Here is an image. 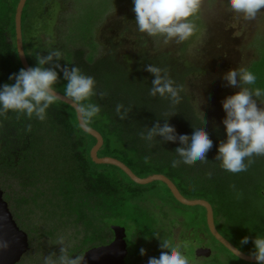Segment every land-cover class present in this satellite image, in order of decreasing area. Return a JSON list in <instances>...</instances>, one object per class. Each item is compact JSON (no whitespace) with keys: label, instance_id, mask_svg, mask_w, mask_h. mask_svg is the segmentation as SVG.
Here are the masks:
<instances>
[{"label":"trees","instance_id":"obj_1","mask_svg":"<svg viewBox=\"0 0 264 264\" xmlns=\"http://www.w3.org/2000/svg\"><path fill=\"white\" fill-rule=\"evenodd\" d=\"M10 2L12 1L6 0L7 5ZM12 10L14 11L13 15L10 14L11 11H8L9 17L4 16L0 19V85L12 83L13 81L9 80V76L24 68L18 57L16 45L14 20L16 6ZM187 19L195 27L190 37L195 36L196 26H202L201 20L198 19V10ZM11 26H13L14 33L11 31ZM7 28H9L11 41L6 33ZM23 44L25 45L24 39ZM82 52V50H77L78 57ZM110 56L114 57L112 62L115 67H112L110 62L108 69L102 68V65L108 59H111ZM136 56L127 55L124 57L126 61H123L121 59L123 57H119L115 53V49L111 48L106 57L102 56L96 61L94 71L90 67L75 64L84 74L92 76L96 80V94L89 101L82 103L91 102L98 105L104 103L105 105V107L100 105V113L88 124L100 131L104 138L98 155L120 159L114 155L115 152L110 151V143L118 140L125 144L128 153L132 154L130 160L135 163L132 165L126 158L120 160L125 162L137 175L142 177V174L136 170L140 167L147 169V174H143L146 176L156 173L165 174L174 181L184 196L208 200L214 210V220L218 231L239 249L252 255L254 251L253 239L255 236L264 237V155H254L247 158L245 161L248 164L247 169L232 173L219 166L220 160L216 159L217 146L221 142L219 138L213 141V147L206 154V161L197 160L191 164L180 163L175 168L172 167V161L178 159L175 152L178 142H165L158 137L149 142H147V139L146 142H135L133 139L136 146L128 144L125 131L118 130L117 126L110 127L111 122L119 120L123 128L130 129L134 133H143L144 136L149 131L145 132V127L150 124L151 128L157 121L163 123L165 120H169L178 133H188L191 126L202 124L198 110L190 104V99L186 96L188 93L184 85L186 76L195 70H199V68L190 65L185 58L174 59L172 62L174 64L173 70L172 68L165 70V67L162 66L164 68L162 76L173 81L174 87L177 88L179 93V103H174L168 96L161 97L159 94L156 96L150 94L154 75L148 71L141 74L143 67L141 62L144 59H148V61H151V59L146 55L141 58H135ZM28 60L32 66L37 63L34 58H28ZM66 60H69V58H66ZM66 60L61 59V63L70 68V62ZM168 60L169 58H159L160 65L165 64ZM127 61H130L131 64L134 63L132 68L119 71L118 66H124ZM249 70L257 77L254 87L264 90V57L254 60ZM135 73L141 74L140 78H143L142 86L137 87L128 82V77ZM59 81H63V79L61 78ZM56 86L59 88L58 84ZM60 90L64 94V90ZM125 101L127 105H124ZM120 104L127 106V109H132L134 116L129 120H124L122 118V107L120 112L116 110ZM142 112H145L147 116H144ZM135 118H140V121L136 123L130 121ZM205 127L208 132L213 134L223 135L226 133L221 128L213 132L206 124ZM158 141H160L159 144L163 149L160 153L156 152L157 147L151 148L150 152L142 148L145 144ZM96 142L94 136L81 128L76 110L58 98L48 108L44 120H39L35 116L29 118L25 114L11 110L0 113V169H6L7 177L13 176L12 178L20 185L26 182L30 186H35V183L37 184L39 181L41 182L38 184L43 182V186L48 184L49 187L51 186L52 191L61 196L64 207L68 206L81 216L83 214L92 218L99 216L103 222L102 224L110 229L109 224L114 223L113 220L117 218L118 213L127 212V209H131L135 204L133 199L138 195L137 192L140 193V190L135 186L139 183H136L113 164L96 163L90 154L91 148ZM63 147L64 150L61 149ZM174 154L176 155L173 156ZM249 159L250 163L248 162ZM41 163L47 164L45 170L49 174V176H43L44 179L40 176L44 173V164ZM120 172L133 183L130 184ZM208 174L217 176H215V180L210 186L205 185ZM156 183H162L168 188L166 183L160 180H155L151 185ZM43 186H37L36 193L42 192ZM49 187L48 189H50ZM168 190L171 193L169 188ZM24 191L25 189L22 190L23 193L20 195L24 194ZM171 195L175 198L172 193ZM7 196L9 197V195ZM92 199L96 200L90 205ZM23 200H26L25 196ZM178 202L184 206L192 225L197 226L203 220L206 233L218 241L207 225L205 207ZM199 208L204 210L203 219L202 214L198 212ZM146 209V203L139 202L133 213L129 211L127 214V217H131V226L133 225L130 226L133 229L131 233H135L137 237L131 241V245L127 243L128 255L125 260L133 264H143L141 259L144 255L140 254V248L142 247L146 249L148 245H152L153 251H156V255L158 254L160 242L155 236H158L161 240H171L170 234L165 235V222L162 219L157 220L158 217L155 215L151 216L150 211L146 212ZM164 212L165 219L173 216V211L169 209ZM178 217L181 216L178 215ZM132 218H135L136 223L132 221ZM180 221L183 222L185 219L183 218ZM121 226H124L127 232V225ZM203 235L204 233H202V238ZM245 236L249 237V242L242 245L240 242ZM195 241L192 249L189 250L192 258L195 256L194 251L196 253L195 248L201 244L196 242V245H198L195 247ZM222 246L231 253L224 245ZM185 252L187 253V251ZM231 255L232 258L221 255L223 259L216 258L214 255V258L198 260L200 262L193 260L191 264H256V262L245 261L233 253ZM196 257L198 258V256ZM125 264L127 263L125 262Z\"/></svg>","mask_w":264,"mask_h":264},{"label":"rangeland","instance_id":"obj_2","mask_svg":"<svg viewBox=\"0 0 264 264\" xmlns=\"http://www.w3.org/2000/svg\"><path fill=\"white\" fill-rule=\"evenodd\" d=\"M10 1L13 5L12 2L7 5L6 0H0V19L4 16L9 17L8 11H11V15L14 14L12 9L14 6L17 7L16 3L18 4L19 0ZM197 10L202 26H196L195 36H189L183 42L175 38L166 41L163 35L149 36L147 33H141L135 22L132 0H27L22 15L24 50L27 58H34L37 62L38 55H47L48 52L58 49L62 53V60L69 58L66 61L70 62V67L78 64L90 67L94 71L96 61L102 56L106 57L108 51L114 48L115 53L123 57L121 58L123 61H126L124 57L127 55H133V57L137 55L135 58L148 56L151 61L144 59L141 62L143 66L141 74L147 72L148 65H153L161 69V75L164 70L162 66L165 70L170 68L173 70V60L185 58L190 65L199 68L187 75L184 80L188 93L186 96L190 99V104L194 105L199 115L200 111L202 112L206 126L213 132L220 128L225 130L222 123L225 112L221 102L238 89L226 86L222 74L230 68L249 69L254 60L264 57V9L259 10L254 18L246 19L242 13H237L229 7L228 0H200ZM11 31L14 33L13 26H11ZM6 33L9 37V28L6 29ZM77 50L83 51L80 57H78ZM110 57L111 59H108L102 68L108 69L110 62L112 67H115L112 62L114 57ZM159 58H169V60L160 65ZM133 64L127 61L124 66L119 65L118 69L126 71L132 68ZM141 74H132L128 77V82L137 87L142 86ZM126 75L127 73L125 78ZM57 84L55 89L61 92L60 89L64 90L66 81H58ZM100 105L105 107L104 103ZM124 105H127L126 101ZM122 109L124 120H129L134 116L132 109H127V106H122ZM142 113L147 116L145 112ZM130 121L136 123L140 121V118ZM114 126H117L118 130L125 131L128 144L136 146L135 142H146V139L142 138V133H134L130 129L123 128L119 120L111 122L110 127ZM149 129L150 124L145 127V132ZM208 133L213 141L217 140L216 138L221 141L226 139V133L223 135ZM159 143L160 141L145 144L142 148L150 152L151 148L157 147L156 152L160 153L163 149ZM61 149L64 150V147ZM110 151L115 152L114 155L120 159L125 160L126 158L134 165L135 162L130 160L132 154L128 153L126 145L120 141L111 142ZM165 159L167 160V157ZM41 164H44V173L40 176L44 179L43 176H49V174L45 170L47 164ZM99 164L111 165L110 163ZM219 166H221V161ZM136 170L142 174V177H146L143 174H147V169L140 167ZM120 174L129 181L123 173L120 172ZM215 176V174H208L205 185L213 184ZM12 177H7L6 169H0V187L4 191L14 218L29 235L28 252L17 264H46L49 257L55 260L60 255L61 247H65L69 255L81 256L91 247L108 243L116 235L114 226L119 224L127 225V239L131 245V241L135 240L137 235L131 233L133 225L131 226V217H127V214L129 211L133 213L139 202L146 203V212L150 211L151 216L155 215L158 217L157 220L162 219L165 222V235L170 234L171 240L169 241L186 246L184 250L187 251L186 255L191 263L193 260L214 258V255L219 259H223L224 255L233 257L232 252L225 250L219 241L206 233L203 220L197 226L192 225L184 206L172 197L164 184L151 185L155 180L146 185L136 184L135 187L140 190V193L137 192L138 195L133 199L135 204L131 209H127V212L118 213L117 218L112 219L114 223L109 224L111 228L108 229L102 224L99 216L97 218L84 216V214L81 216L68 206L64 207L61 196L52 191L48 184L43 186V182L38 184L41 182L39 181L35 183V186H30L26 182L20 185ZM37 186L44 187L41 189L42 192L36 193ZM24 189V194L20 195ZM24 196L26 200H23ZM94 200L96 199L90 201V205ZM168 209L173 211V216L165 219L164 211ZM198 212L202 214L203 219L204 210L199 208ZM178 215L181 217L179 218ZM183 218L185 221L181 222ZM132 221L136 223L135 218H132ZM172 227H174L173 231ZM202 233H204L203 238ZM194 240H196L195 247L198 245L196 242L205 243L207 247L212 248L213 253L208 256L199 255L197 258L194 251L195 256L192 258L189 250L192 249ZM146 249L147 254L141 259L143 264H146L148 257L156 255L152 245H148ZM127 264L133 263L129 261Z\"/></svg>","mask_w":264,"mask_h":264},{"label":"clouds","instance_id":"obj_3","mask_svg":"<svg viewBox=\"0 0 264 264\" xmlns=\"http://www.w3.org/2000/svg\"><path fill=\"white\" fill-rule=\"evenodd\" d=\"M132 2L138 30L149 36L163 35L166 41L173 38L183 41L192 34L193 25L187 18L197 11L200 4V0ZM228 5L233 11L242 13L246 19H252L259 10L264 9V0H228ZM61 59L62 53L58 49L47 55H38L35 66L27 58L31 67L21 68L18 73L11 74L9 80L12 83L0 85V113L11 110L29 118L35 116L44 120L48 108L57 100L55 85L62 78L66 81L64 96L76 105L82 127L89 130V122L100 113L101 107L91 102H82L89 101L96 94V80L75 65L69 68L61 63ZM146 70L154 75L150 94L168 96L174 103H179V93L173 81L162 76L158 67L148 65ZM222 79L226 86L238 91L226 96L221 102L225 112L222 123L226 139L218 144L216 159L221 161V167L226 171L238 173L247 169V158L264 155V90L253 87L257 77L247 68H230L222 74ZM121 107L117 106V112H120ZM200 116L202 124L191 126L188 133H178L175 126L165 120L163 123L155 122L146 136L143 133L142 136L149 141L158 136L165 142H178L175 148L178 159L172 161L174 168L180 163L206 161L213 140L206 130L201 111ZM248 162H251L250 159ZM155 238L160 242L158 254L148 257L146 264H191L184 250L186 246L161 240L158 236ZM248 242L249 237L245 236L240 243L244 245ZM253 245L252 255L256 264H264V237L255 236ZM6 246V243L0 242V247ZM140 254L146 255L147 249L140 248ZM82 255H69L67 249L61 247L60 255L55 260L49 257L46 264H84Z\"/></svg>","mask_w":264,"mask_h":264},{"label":"water","instance_id":"obj_4","mask_svg":"<svg viewBox=\"0 0 264 264\" xmlns=\"http://www.w3.org/2000/svg\"><path fill=\"white\" fill-rule=\"evenodd\" d=\"M26 0H19L15 14L16 29V45L18 57L24 68L31 67L24 50L23 34H22V12ZM57 98L71 105L77 113L78 122L81 128L94 136L97 142L91 148L90 154L96 163H110L122 169L132 180L139 184H146L153 180H160L166 183L173 196L186 205H201L206 209V221L212 235L228 250L245 261L256 262L253 255L248 254L225 236L217 229L214 220V210L211 203L203 198H188L184 196L174 181L167 175L162 173L152 174L146 177L138 176L125 162L111 156H99L98 151L101 148L104 138L100 131L87 126L89 130L82 127L81 119L77 111L76 105L70 99L66 98L63 93L57 91ZM116 235L114 239L107 244L91 247L84 252V264H125V258L128 255V247L126 240V228L121 225L114 226ZM0 242L6 243V247H0V264H16L29 249V236L17 223L10 209L8 201L4 198V191L0 187ZM212 249L210 247L200 246L196 249L197 256L210 255Z\"/></svg>","mask_w":264,"mask_h":264},{"label":"flooded vegetation","instance_id":"obj_5","mask_svg":"<svg viewBox=\"0 0 264 264\" xmlns=\"http://www.w3.org/2000/svg\"><path fill=\"white\" fill-rule=\"evenodd\" d=\"M173 228L174 227H172V231H173ZM172 231H171V234H172V237H173V233H172ZM114 235V234H113ZM128 235V233L126 232V236ZM115 236V235H114ZM171 237V238H172ZM114 239V237L110 240V241H108V243H110L112 240ZM126 240H127V243H128V239H127V237H126ZM107 244V243H106ZM200 246H203V247H207V244H205V243H201V244H199L196 248H198V247H200ZM195 248V249H196ZM125 262L127 263V260H125Z\"/></svg>","mask_w":264,"mask_h":264}]
</instances>
